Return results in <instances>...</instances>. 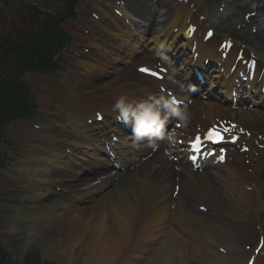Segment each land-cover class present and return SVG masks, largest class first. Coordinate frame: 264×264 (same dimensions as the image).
<instances>
[{"label":"bare ground","instance_id":"obj_1","mask_svg":"<svg viewBox=\"0 0 264 264\" xmlns=\"http://www.w3.org/2000/svg\"><path fill=\"white\" fill-rule=\"evenodd\" d=\"M129 1L126 10L123 11L125 18H131L130 13L134 18L136 16L139 19V21L132 19L134 23L140 27L141 23L143 26L149 25L153 32L161 26V21H157L156 17L159 11H148L134 0ZM256 1L257 5L253 11L258 10L260 16L250 18V21L254 25L263 26L264 1ZM167 5H160L161 9H166L165 14L169 17L166 23L169 29L163 34L171 38L173 43L178 33L186 31L187 20L192 16V9L183 3L176 7ZM238 9H240L239 6ZM111 25L107 27L111 36L116 37L114 29L119 33L117 36L132 38L134 35L133 31H128L131 25L127 24L124 18L118 20L116 17H111ZM125 27H128V30H124ZM175 27L179 28L176 34L173 33ZM194 38H198L197 34ZM256 40L264 42L263 29L259 31ZM201 42L203 41L198 39L199 46L196 50L200 61L206 59L205 55L219 59L216 52L218 38L213 37L206 45L200 44ZM202 48L205 49L203 52ZM238 50L237 46L231 49L227 59L220 61L222 62L220 69L230 71ZM133 53L134 51L127 52L129 60L133 59ZM244 54L250 57L246 52ZM78 62L85 67L92 66V63L86 60H78ZM106 63L109 62L106 61ZM258 67L261 70L264 62L259 60ZM105 68V66L100 68L102 73L107 75L104 80L96 84L86 82L85 92L71 98L61 82L39 80L45 98L58 97L69 113H72L71 117L81 128L80 142H85V118L90 114L93 106L110 112L113 106L111 101L113 103L120 94H126L128 97L131 94L142 97L147 92L155 91L159 83L145 78L146 76L136 71L128 79L125 76L129 73H125V70L118 66L114 74H109ZM139 77L145 79L144 84L138 82ZM171 87L174 85L171 84ZM261 104L264 105V102H260L259 107L234 110L223 98L213 103L210 100H195L193 106L189 107L190 119L194 123L193 129L205 126L217 117L238 119L256 136L255 129L264 126V108H262L264 106ZM201 113L206 115L201 116ZM190 127L191 121L186 130ZM34 131L30 130L24 134L33 138L49 137V132L36 131L37 134ZM100 146L95 144L85 149L79 147L80 155L74 152L65 157L60 152L54 153L52 145H49L44 151L46 154L44 159H47L44 164L36 166H30L29 163L16 164L18 166L16 170L12 168L9 170L13 177L12 184L15 186L23 185L24 187L31 183L24 179V174L19 170L21 168H25V174L31 178L38 179L39 182L34 186L35 195L30 199L29 204L36 213L45 216L42 218L45 222L35 218L28 226L27 235L42 242L50 253H55L61 261L63 260V264H110L113 261L118 264H141L145 253L148 252L153 253L150 264H238V260L233 257V246L239 244V247L243 248L245 243L243 240H246L244 237H250V240L258 238L254 229L258 219L254 211L260 184H256L255 172L251 165H245L243 162V172L238 174L235 180H231L227 175L220 179L208 173L194 174L188 167H184L181 173L169 172L170 175L165 177L159 173H165L160 171L166 170V167L157 168L160 156L156 155L150 163L141 164L127 173L115 171L114 174L119 177V180H114V187L110 191L97 197L92 195L93 180H99L102 186L108 187L110 186L107 184L108 181L113 180L112 175L101 172L91 177L85 176L82 171L89 163L105 158L98 152L101 150ZM178 153L182 154L181 151ZM39 157L42 159L41 155ZM183 163L182 159L181 164ZM232 167L237 168L236 165ZM250 168H252L251 172L248 171ZM63 169L75 175L81 173V177H86L83 181L74 183L73 187L76 197L91 198L88 203L74 205L67 193H59L57 202H54V198L43 199L47 189L50 190L54 185L62 186L66 179ZM215 179L219 182L216 183ZM175 185L180 189L178 194L173 196ZM67 188L70 186L68 185ZM231 190L235 191L234 195L229 194ZM198 202L213 205L212 208L217 207L215 217H206L201 214L197 210ZM59 206L63 207V211L60 210L55 215L60 214L61 217L53 219V213ZM15 207L19 211L22 206L17 204ZM222 211L232 214L243 231L227 230L223 223L226 216L222 214ZM221 246L228 247V254L220 251ZM259 259V264H264V255L260 254Z\"/></svg>","mask_w":264,"mask_h":264},{"label":"clouds","instance_id":"obj_2","mask_svg":"<svg viewBox=\"0 0 264 264\" xmlns=\"http://www.w3.org/2000/svg\"><path fill=\"white\" fill-rule=\"evenodd\" d=\"M169 79L173 80V77L169 76ZM113 110L118 113L116 119L131 128L136 147L143 142L155 145L165 139L174 143V132H168L166 128L168 120L174 118L186 124L191 116L187 103L182 104L175 96L163 95L133 102L126 94H120L114 99Z\"/></svg>","mask_w":264,"mask_h":264},{"label":"rangeland","instance_id":"obj_3","mask_svg":"<svg viewBox=\"0 0 264 264\" xmlns=\"http://www.w3.org/2000/svg\"><path fill=\"white\" fill-rule=\"evenodd\" d=\"M114 1L115 0H79L78 2H79V8H80V6H83V7H85V9L86 10H90L91 8H93L94 10L96 9L95 8V6L94 5H92V2H96V3H100V2H102L103 4H105L106 5V9H108V10H106V11H108V12H106V13H109V14H112V13H114V8L112 7V5H114ZM145 0H138V2L139 3H143ZM177 0H160V2H159V4H153V2H152V0H148V2H146V4H144L143 6H146L147 8H148V11H152V9L154 8V7H158V5H160V3H162V2H164V3H175ZM193 2H196L199 6H201V7H203V8H206V10L207 11H209L210 13H214L215 11H217V12H221V9H222V7L223 6H220V0H212V2L211 3H207L206 4V1L205 0H194ZM147 3H150L152 6H154L152 9H150L148 6H147ZM14 5H15V10H14V13H13V16H10V18H9V21H8V25H7V32L9 31V32H11L12 31V28H11V19L12 18H19V12H20V10L22 9V6L21 5H19V3L18 2H16V1H14ZM253 4H251V6H252ZM10 9L11 8V5H9V6H7V9ZM229 11H231L230 9H225V12H224V14H225V16H227L228 15V12ZM245 13V12H244ZM243 13V15H240L238 18H236V20L235 21H237L235 24H232L230 27H228V25L224 22L223 24L225 25V28H227V30H229V32L231 31H233L234 29H236L237 30V32H236V34H238V37H239V39L240 40H244V39H246V40H249V41H251V44H252V47H254L255 45H256V42H255V39H254V37H253V35H254V33H252V31L250 30V27L249 26H247V25H245V29H243V21L242 20H244V18L246 17H248V15H245ZM114 15V14H113ZM245 15V16H244ZM250 15V14H249ZM219 16V15H218ZM225 16H223V18H222V21L223 20H225ZM75 18V17H74ZM73 18V19H74ZM83 19H84V17H82ZM70 20V18L69 19H66V20H64L65 22H67V21H69ZM242 27V30H238L237 28L238 27ZM100 29H102V27L100 26L99 27ZM263 29H264V27H263ZM141 32H144L145 30H144V28H142V29H139ZM106 31L105 30H101V34H102V36L103 37H105V39H108L109 38V36L107 35V33H105ZM16 34H18V32L16 33ZM143 35V39H145L144 40V43L146 44V45H148L149 47H152L153 49L154 48H156V46L154 45V37L153 36H151L150 34L149 35H146V34H144V33H142ZM137 40L138 41H142V38L141 37H139V38H137ZM119 48L120 49H122V47L121 46H119ZM136 58H138V57H136ZM145 60H146V62H148L149 60L148 59H146V58H144V59H142V61L140 62V63H142V62H145ZM139 61H137V62H135L134 64H130L129 63V65H125V63L124 62H122V63H119V64H121V65H124V66H126L127 68H129V69H132V68H134L135 66H136V63H138ZM35 75H33V74H27L26 75V80L28 79L29 81H33V82H35L34 81V77ZM70 81H72V79H70ZM79 86H81L82 84H78ZM7 136L9 137V138H11V135H9V134H7ZM264 164V161H261V165H259V170L261 169V166ZM263 170V169H262ZM262 170L260 171V172H262ZM262 177H264V174L262 175V174H260ZM261 182V185H260V192H259V195H261V199L262 200H260L259 201V203H260V206H258V210L256 211V214H257V216L259 217V219L261 220L260 221V224H263L264 223V179L262 180V181H260ZM259 182V183H260ZM4 212H5V214L7 213V214H11V213H15V211L13 210V209H9V210H4ZM4 226H6L4 223H1L0 224V234H1V236L2 237H5V240H6V243H7V246H8V251H9V253L11 254V257L13 258V260H18V261H21V262H23L24 260H23V258L22 259H20V254L24 251L23 249V247L21 246V243H20V245H17V244H14V243H17V242H25V240H20V236H21V234L23 233V231L25 232V231H27L26 230V228L24 227V225H22V224H18L17 226L18 227H21L20 228V230L19 231H17V232H15L14 234L16 235V237H12V236H10V235H8V233L6 234L5 232H3V229L5 230V227ZM230 226H231V224H230ZM4 236H3V235ZM8 238L9 239H14L13 241L12 240H8ZM35 243H36V246L34 247L36 250H37V252L40 254L41 252H43V249H44V245L42 244V242H40V241H35ZM46 249V248H45ZM36 250L35 251H33L32 252V254L29 256V258H27V260H28V262L29 263H31V264H33L34 262H36L37 260V255H38V253H36ZM52 254L53 253H51L50 254V256H52ZM26 255V254H25ZM51 260L52 261H48V262H45L44 264H61L60 263V259H59V257L58 256H53V257H51Z\"/></svg>","mask_w":264,"mask_h":264},{"label":"snow or ice","instance_id":"obj_4","mask_svg":"<svg viewBox=\"0 0 264 264\" xmlns=\"http://www.w3.org/2000/svg\"><path fill=\"white\" fill-rule=\"evenodd\" d=\"M209 35H211V33H209ZM141 71H144V72H148L149 74H152V75H158V73H152L150 72V70L148 68H142ZM207 138L209 140H220V139H223V136L220 132H218L216 129H212L208 132L207 134ZM194 146H195V150L196 151H201V147H202V141L199 137H197L194 141ZM219 159L223 160L224 157L223 156H220Z\"/></svg>","mask_w":264,"mask_h":264},{"label":"trees","instance_id":"obj_5","mask_svg":"<svg viewBox=\"0 0 264 264\" xmlns=\"http://www.w3.org/2000/svg\"><path fill=\"white\" fill-rule=\"evenodd\" d=\"M0 258H1V250H0Z\"/></svg>","mask_w":264,"mask_h":264}]
</instances>
